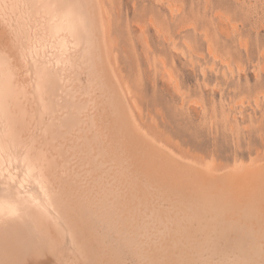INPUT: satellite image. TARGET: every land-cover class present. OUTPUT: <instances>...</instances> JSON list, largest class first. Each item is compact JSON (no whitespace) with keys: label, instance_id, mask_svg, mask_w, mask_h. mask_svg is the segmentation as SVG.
Returning a JSON list of instances; mask_svg holds the SVG:
<instances>
[{"label":"bare ground","instance_id":"obj_1","mask_svg":"<svg viewBox=\"0 0 264 264\" xmlns=\"http://www.w3.org/2000/svg\"><path fill=\"white\" fill-rule=\"evenodd\" d=\"M108 6L0 0V264H264V162L205 170L152 134Z\"/></svg>","mask_w":264,"mask_h":264},{"label":"rangeland","instance_id":"obj_2","mask_svg":"<svg viewBox=\"0 0 264 264\" xmlns=\"http://www.w3.org/2000/svg\"><path fill=\"white\" fill-rule=\"evenodd\" d=\"M105 2L139 121L205 170L264 162V0Z\"/></svg>","mask_w":264,"mask_h":264}]
</instances>
